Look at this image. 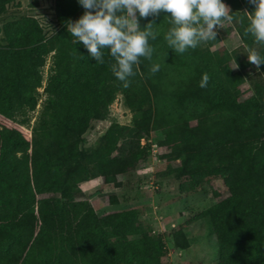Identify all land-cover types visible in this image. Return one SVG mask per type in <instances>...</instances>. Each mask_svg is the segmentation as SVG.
Here are the masks:
<instances>
[{"label":"trees","instance_id":"1","mask_svg":"<svg viewBox=\"0 0 264 264\" xmlns=\"http://www.w3.org/2000/svg\"><path fill=\"white\" fill-rule=\"evenodd\" d=\"M15 1L0 0V14ZM224 2L246 48L215 47L217 32L215 40L176 54L165 40L169 14L143 18L142 30L153 22L157 33L149 39L154 51L134 66L127 88L111 70L108 49L101 64L74 43L67 24L85 11L78 0H56L59 26L51 34L34 16L0 26V114L31 125L44 96L31 139L0 124V264H161L164 243L148 227L127 214L99 215L80 189L100 177L117 183L118 174L139 168L148 149L133 129L142 137L151 127L164 131L160 146L177 162L176 173L191 177L183 191L204 176L222 177L230 191L206 211L218 237L216 264H264V64L248 70L254 65L246 53L255 48L264 56V46L244 31V11L255 6ZM154 64L160 69L152 74ZM204 73L210 80L201 88ZM246 81L252 94L243 99ZM118 94L133 112L132 126L113 121L84 146L91 122L108 118Z\"/></svg>","mask_w":264,"mask_h":264},{"label":"rangeland","instance_id":"2","mask_svg":"<svg viewBox=\"0 0 264 264\" xmlns=\"http://www.w3.org/2000/svg\"><path fill=\"white\" fill-rule=\"evenodd\" d=\"M24 16L37 18L47 34H51L59 26L56 0H17L8 6L6 12L0 14V26ZM137 16L139 22L143 21L138 13ZM216 31L220 32L221 41L215 47L230 50L246 48L231 21H223L222 27H218ZM2 36L1 34V39ZM51 64L52 54L44 68L45 77ZM136 67L138 69L137 65ZM233 68L237 70L239 66L233 63ZM248 70L258 71L255 66ZM138 83L143 88L144 80H139ZM42 90L40 88L41 92ZM251 94L250 84L246 81L242 86L241 98H247ZM42 99L31 125L18 124L1 114L0 124L16 127L31 139L32 125L42 108ZM132 117L133 112L124 104L123 96L118 94L110 106L108 118L91 122L84 134L83 145H93L113 121L132 126ZM136 132L133 129L132 137L137 140L139 138V145L148 149L147 158L142 165L118 174L117 183H108L103 177L82 183V197L89 200L99 215L127 214L135 222L148 227L150 234L164 243L161 264H216L220 253L218 237L211 231V219L206 211L230 195L224 179L204 176L198 179L193 189L183 191L182 184L189 182L191 177L178 175L175 170L177 162L169 161L163 156L165 150L161 148L160 141L164 137V131L151 127L142 137L136 135Z\"/></svg>","mask_w":264,"mask_h":264},{"label":"clouds","instance_id":"3","mask_svg":"<svg viewBox=\"0 0 264 264\" xmlns=\"http://www.w3.org/2000/svg\"><path fill=\"white\" fill-rule=\"evenodd\" d=\"M85 9L83 15L75 21H69L67 30L74 43H82L96 62L104 63V49H108L115 63L111 70L115 77L130 86V77L136 75L134 66L140 58L151 60L154 49L149 39H156L152 31L153 22L143 30L139 17L158 16L161 12L171 17L172 27L167 31L165 40L176 54L195 49L201 43L215 40L216 29L223 21H232L231 8L224 0H78ZM255 10H245L248 26L245 34L254 37L257 45L264 46V0H248ZM248 61L259 70L264 64V56L257 49L246 50ZM160 69L154 64L150 71L155 74ZM210 76L204 73L199 86L206 88Z\"/></svg>","mask_w":264,"mask_h":264}]
</instances>
